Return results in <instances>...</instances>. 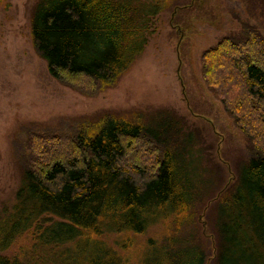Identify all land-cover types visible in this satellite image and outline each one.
Wrapping results in <instances>:
<instances>
[{
    "label": "trees",
    "instance_id": "obj_1",
    "mask_svg": "<svg viewBox=\"0 0 264 264\" xmlns=\"http://www.w3.org/2000/svg\"><path fill=\"white\" fill-rule=\"evenodd\" d=\"M172 2L36 0L31 44L58 82L80 92L103 90L128 70L154 30L151 18ZM200 73L251 146L216 201L207 264H264V38L249 26L221 36L201 52ZM159 120L103 115L68 137L30 135L25 148L33 154L0 215V264H136L127 252L156 224L161 234L139 244L149 252L154 239L169 247L189 228L192 247L164 251L154 264H205V228L191 223L199 162L184 159L177 122ZM22 235L29 243L9 255Z\"/></svg>",
    "mask_w": 264,
    "mask_h": 264
},
{
    "label": "rangeland",
    "instance_id": "obj_2",
    "mask_svg": "<svg viewBox=\"0 0 264 264\" xmlns=\"http://www.w3.org/2000/svg\"><path fill=\"white\" fill-rule=\"evenodd\" d=\"M35 1L0 0V215L13 203L33 154L25 148L30 135L68 137L80 124L103 115L150 125L159 118V125L176 121L177 144L188 149L184 159L199 162L195 175L201 184L191 223L205 228L207 264L214 252L211 223H216V201L221 189L234 181L251 146L204 84L200 54L221 36L238 34L245 26L264 38V0H170V6L151 18L154 30L128 70L113 86L95 92L77 91L47 73L30 40ZM159 228L151 225L136 236L138 244L127 252L130 262L137 258L136 264H154L164 251L183 254L192 247L190 228L181 230L184 241L169 247L154 239V253L148 245H139L160 235ZM28 239L22 235L6 252L18 253Z\"/></svg>",
    "mask_w": 264,
    "mask_h": 264
}]
</instances>
